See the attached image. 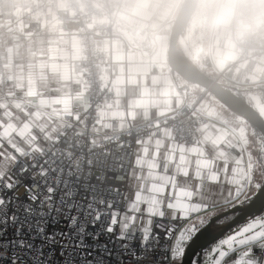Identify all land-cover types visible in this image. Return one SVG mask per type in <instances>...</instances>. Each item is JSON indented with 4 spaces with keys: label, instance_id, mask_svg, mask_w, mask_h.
<instances>
[{
    "label": "snow or ice",
    "instance_id": "6c2138e0",
    "mask_svg": "<svg viewBox=\"0 0 264 264\" xmlns=\"http://www.w3.org/2000/svg\"><path fill=\"white\" fill-rule=\"evenodd\" d=\"M23 135L0 128V264H264V168L181 154L122 182Z\"/></svg>",
    "mask_w": 264,
    "mask_h": 264
},
{
    "label": "crops",
    "instance_id": "0c3cea01",
    "mask_svg": "<svg viewBox=\"0 0 264 264\" xmlns=\"http://www.w3.org/2000/svg\"><path fill=\"white\" fill-rule=\"evenodd\" d=\"M17 7L36 0H0ZM200 0L185 29L186 47L193 64L216 78L215 69L227 66L239 56L238 31L229 23L235 15L236 0H215L207 9ZM183 0H125L122 20L114 31L125 39H105L102 47L115 62V97L103 107L95 127L96 140L115 131L125 130L130 123L159 117L185 103L195 104L206 112L209 121L197 127L199 142L195 145L177 143L171 129L160 136H148L135 148L130 175L137 162L145 160L171 161L181 154L191 159H207L222 167L259 169L249 154V130L242 117L232 107L222 103L212 93L173 71L168 63V39L173 20ZM57 2L48 0L46 12L35 10L32 19L45 23L43 35L27 42H14L5 33L0 36V128L5 132L23 133L22 138L34 137L47 141L56 137L71 112L72 102L86 98V85L78 65L81 44L78 37L63 31L56 17ZM5 24L14 15L2 11ZM194 21L208 30L204 50L207 61L197 64L191 55L189 29ZM208 29V28H207ZM204 51V52H205ZM211 63V66H209ZM250 69H231L229 74L238 88H250L264 77V56L244 62ZM248 81V82H247ZM250 81V82H249ZM253 87V88H254ZM264 107L259 97L251 94ZM117 121V128L113 122ZM198 155H192V150ZM183 150V152L181 151Z\"/></svg>",
    "mask_w": 264,
    "mask_h": 264
},
{
    "label": "built area",
    "instance_id": "2783aa9c",
    "mask_svg": "<svg viewBox=\"0 0 264 264\" xmlns=\"http://www.w3.org/2000/svg\"><path fill=\"white\" fill-rule=\"evenodd\" d=\"M56 17L66 33L78 36L81 57L78 65L87 88L86 98L74 100L71 112L58 135L49 144L73 150L78 159H87L98 166L117 172V179L126 181L131 173L135 148L148 136H160L164 129H171L177 143L195 145L199 142L197 127L209 121L206 112L195 104L185 103L159 117L130 123L123 131H115L96 140L95 127L99 121L101 106L115 96L114 79L117 74L115 62L102 47V41L123 39L115 31L119 13L125 0H55ZM48 0H36L33 4L17 7L7 1L0 2L2 11H12L8 23L0 15V36L9 34L14 42L25 43L30 38L44 34L45 23L32 19L35 10H45ZM229 26L238 31V58L228 67H218L216 80L226 85H236L229 74L231 69L242 67L244 62L256 61L264 56V0H236L235 15ZM211 66V63H209ZM242 74L250 69L242 67ZM245 75V74H243ZM255 84H264V77ZM118 122L113 126L117 128Z\"/></svg>",
    "mask_w": 264,
    "mask_h": 264
},
{
    "label": "water",
    "instance_id": "95a60500",
    "mask_svg": "<svg viewBox=\"0 0 264 264\" xmlns=\"http://www.w3.org/2000/svg\"><path fill=\"white\" fill-rule=\"evenodd\" d=\"M198 2L199 0H183L176 14L168 40V63L173 71L178 72L188 81L195 82L206 88L221 102L242 114L243 117L256 126L264 136V117L257 108L248 103L229 87L199 69L195 64L185 63L184 61L178 62L176 59L178 39L181 33L185 32L189 23L188 20H190Z\"/></svg>",
    "mask_w": 264,
    "mask_h": 264
},
{
    "label": "rangeland",
    "instance_id": "374dc122",
    "mask_svg": "<svg viewBox=\"0 0 264 264\" xmlns=\"http://www.w3.org/2000/svg\"><path fill=\"white\" fill-rule=\"evenodd\" d=\"M205 0H200V5L204 2ZM33 4V3H32ZM198 4V3H197ZM215 4V0H209V1H207L206 2V7H207V9H210V7H214L213 5ZM197 6V5H196ZM198 6H199V4H198ZM196 8V7H195ZM46 9H47V7L45 8V10H42V12L43 13H45L46 12ZM122 13H123V11L121 12V13H119V18H118V20H117V23L116 24H118L121 20H122ZM14 17V16H13ZM189 21V20H188ZM173 22H174V20H173ZM173 22H172V25H173ZM7 23H8V21H7ZM188 23V22H187ZM172 25H171V28H172ZM62 27V26H61ZM211 27H212V23L210 24V26H209V24L207 23V22H205L204 21V25H203V28H202V26L199 24V22L198 21H194L192 24H191V27H190V29H189V31H188V33H189V44H190V52H191V55H193V57L197 60V64L198 65H200V62H201V60L202 61H207V54H206V51L204 50V48H207L206 47V42H205V39H206V36H207V33H208V30H210L211 29ZM208 28V29H207ZM63 29V28H62ZM64 31V30H63ZM170 31H171V29H170ZM65 32V31H64ZM45 33V32H44ZM6 34V33H5ZM70 34V33H69ZM8 37H10L9 36V34H6ZM41 35H43V34H41ZM70 35H72V34H70ZM74 35V34H73ZM169 35H170V33H169ZM37 36H39V35H37ZM74 36H76V35H74ZM35 37V36H34ZM76 37H78V36H76ZM120 37H122V36H120ZM11 39H12V37H10ZM123 38V37H122ZM120 39V38H119ZM13 40V39H12ZM80 40V39H79ZM121 40H123L124 42H125V39L123 38V39H121ZM169 40V39H168ZM81 44V43H80ZM205 51V52H204ZM81 52H82V49H81ZM81 57V56H80ZM80 59V58H79ZM78 59V60H79ZM204 72H206V71H204ZM208 74V73H207ZM259 80V79H258ZM224 85H226V84H224ZM230 87H232V86H230ZM254 87V85L253 86H250V88H242L243 90H245V89H252ZM256 87V86H255ZM114 88H115V86H114ZM231 89V88H230ZM86 92H87V88H86ZM116 92V91H115ZM244 94H246V92H244ZM115 97V96H114ZM113 97V98H114ZM112 98H110V99H108L101 107V110H100V113H101V111H102V109H103V107L106 105V103L108 102V101H110ZM249 101H251L252 103H253V105L255 106V108H257V110L260 112V114L264 117V107H261V104H259V102L258 101H256V98L255 97H253V96H249ZM189 104V103H188ZM100 113H99V118H100ZM111 134V133H110ZM53 138H55V137H53ZM53 138H51V139H53ZM248 138H249V135H248ZM51 139H49V142H50V140ZM48 142V143H49Z\"/></svg>",
    "mask_w": 264,
    "mask_h": 264
},
{
    "label": "trees",
    "instance_id": "16d2710c",
    "mask_svg": "<svg viewBox=\"0 0 264 264\" xmlns=\"http://www.w3.org/2000/svg\"><path fill=\"white\" fill-rule=\"evenodd\" d=\"M227 87L233 90L235 89L234 92H236L239 96H241L251 105H253V103L248 99L251 94L257 95L260 101L264 103V84H259L252 89H245V90L238 87H230V86ZM244 92H246V94H244ZM233 112L239 115L240 117H242L246 122L247 128L249 130V134H248L250 141L249 154L251 155V161L253 165H255L259 169L264 168V136L258 130V128H256V126H254L251 122H249L246 118H244L242 114H240L237 111H233Z\"/></svg>",
    "mask_w": 264,
    "mask_h": 264
},
{
    "label": "bare ground",
    "instance_id": "6f19581e",
    "mask_svg": "<svg viewBox=\"0 0 264 264\" xmlns=\"http://www.w3.org/2000/svg\"><path fill=\"white\" fill-rule=\"evenodd\" d=\"M176 59L178 62L184 61L185 63H192L191 58L189 56L187 47H186V41H185V33L182 32L177 43V50H176ZM248 82V81H247ZM250 82V81H249ZM206 89V88H205ZM233 90V89H231ZM235 90V89H234ZM233 90V91H234ZM211 93V92H210ZM219 100V99H218ZM223 103V102H222Z\"/></svg>",
    "mask_w": 264,
    "mask_h": 264
}]
</instances>
